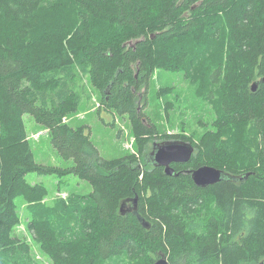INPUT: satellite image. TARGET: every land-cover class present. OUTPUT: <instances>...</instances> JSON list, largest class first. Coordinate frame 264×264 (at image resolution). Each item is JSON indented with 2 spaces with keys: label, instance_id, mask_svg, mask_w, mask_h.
Returning a JSON list of instances; mask_svg holds the SVG:
<instances>
[{
  "label": "trees",
  "instance_id": "trees-1",
  "mask_svg": "<svg viewBox=\"0 0 264 264\" xmlns=\"http://www.w3.org/2000/svg\"><path fill=\"white\" fill-rule=\"evenodd\" d=\"M157 68L201 75L219 111L217 132L199 143L165 136L195 147L173 175L147 152L144 163L137 153L100 156L88 126L65 120L88 78L99 109L127 115L146 148L157 127L137 102ZM27 113L72 165L35 161ZM202 165L245 179L200 186L192 169ZM30 172L74 175L92 190L46 209ZM20 195L34 204L28 227L54 264H154L160 254L170 264H264V0H0V264H37L14 233ZM135 198L148 227L126 207Z\"/></svg>",
  "mask_w": 264,
  "mask_h": 264
},
{
  "label": "rangeland",
  "instance_id": "rangeland-1",
  "mask_svg": "<svg viewBox=\"0 0 264 264\" xmlns=\"http://www.w3.org/2000/svg\"><path fill=\"white\" fill-rule=\"evenodd\" d=\"M60 14L64 16V12L60 11ZM141 90L143 94L137 106L144 110L157 127V137L148 141L146 148L138 143L139 139L134 135L127 115L99 109L102 93L88 78L84 79V86L79 88L82 98L78 109L65 120L72 126H88L90 138L100 156L111 159L137 153L143 163L144 155L151 151L153 142L163 141L165 136L178 134L199 143L200 136L206 131L217 132L214 122L219 117V111L210 97L211 87L201 75L189 73L186 69L174 71L157 68L147 91L144 92L143 88ZM24 121L37 163L61 167L72 165V160H65L58 154L44 125L36 122L28 113L24 115ZM140 146L144 150L143 154L139 152ZM26 178L32 184L45 186L47 193L41 204L46 209L58 210L66 204L72 207L79 196L92 190L88 181L74 175L58 177L30 172ZM15 206L18 223L14 233L30 243L37 264H54L29 230V222L35 215L32 208L34 204L28 196L20 195L15 199ZM126 207L132 209L133 203L126 204Z\"/></svg>",
  "mask_w": 264,
  "mask_h": 264
},
{
  "label": "water",
  "instance_id": "water-1",
  "mask_svg": "<svg viewBox=\"0 0 264 264\" xmlns=\"http://www.w3.org/2000/svg\"><path fill=\"white\" fill-rule=\"evenodd\" d=\"M259 81H254L251 84V90L255 91L258 88ZM194 147L191 142L182 139H170L163 141H154L152 151L146 155V159L153 163L154 166H163L164 172L168 175L175 173V168L172 163L187 162L190 160ZM193 179L196 184L200 186H206L208 184H214L220 180H232L241 181L245 179L244 175H233L223 169L210 165H202L196 169H193ZM247 177V175H246ZM137 198H135L136 202ZM126 202L122 203L121 210H123ZM137 213L136 205L132 208ZM143 225L148 227V223L139 216ZM154 264H170L168 259L161 257L157 259ZM262 264V262L260 263Z\"/></svg>",
  "mask_w": 264,
  "mask_h": 264
},
{
  "label": "flooded vegetation",
  "instance_id": "flooded-vegetation-1",
  "mask_svg": "<svg viewBox=\"0 0 264 264\" xmlns=\"http://www.w3.org/2000/svg\"><path fill=\"white\" fill-rule=\"evenodd\" d=\"M193 7H194V5H193ZM192 7V8H193ZM190 11L189 10H186L185 12H184V15H186V16H189L190 15ZM141 92H143L142 90L139 92V96H141L142 95V93ZM179 139H181V138H179ZM167 140H169V139H167ZM185 140V139H184ZM185 141H188V140H185ZM190 142V141H189ZM192 143V142H191ZM192 145H193V143H192ZM193 147H194V145H193ZM194 151H195V147H194V150H193V153H192V155L194 154ZM191 155V156H192ZM178 163V162H177ZM173 164L174 163H172V166H173ZM210 166H213V165H210ZM174 167V166H173ZM164 168V167H163ZM175 168V167H174ZM193 170V169H192ZM135 205H136V207H137V204H136V202H135ZM160 257H165V258H167L165 255H162V254H160V255H158V257H157V259L158 258H160ZM168 259V258H167Z\"/></svg>",
  "mask_w": 264,
  "mask_h": 264
},
{
  "label": "bare ground",
  "instance_id": "bare-ground-1",
  "mask_svg": "<svg viewBox=\"0 0 264 264\" xmlns=\"http://www.w3.org/2000/svg\"><path fill=\"white\" fill-rule=\"evenodd\" d=\"M136 43H137V40H135V41L130 40V41H129V44L132 45V46H135ZM152 148H153V144H152ZM151 151H152V149H151ZM151 151H150V152H151ZM150 152H149V153H150ZM149 153H148V154H149ZM152 164H153V163H152ZM192 173H193V171H192ZM192 178H193V176H192ZM193 180H194V179H193ZM194 182H195V181H194ZM160 258H161V257H160ZM158 259H159V258H158Z\"/></svg>",
  "mask_w": 264,
  "mask_h": 264
}]
</instances>
